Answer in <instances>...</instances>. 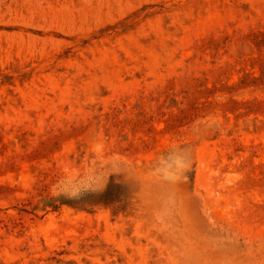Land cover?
Here are the masks:
<instances>
[{
	"label": "rangeland",
	"instance_id": "obj_1",
	"mask_svg": "<svg viewBox=\"0 0 264 264\" xmlns=\"http://www.w3.org/2000/svg\"><path fill=\"white\" fill-rule=\"evenodd\" d=\"M0 264H264V0H0Z\"/></svg>",
	"mask_w": 264,
	"mask_h": 264
},
{
	"label": "clouds",
	"instance_id": "obj_2",
	"mask_svg": "<svg viewBox=\"0 0 264 264\" xmlns=\"http://www.w3.org/2000/svg\"><path fill=\"white\" fill-rule=\"evenodd\" d=\"M99 191L100 187L95 185H76L71 188H58L56 195H62L68 199H79L86 191Z\"/></svg>",
	"mask_w": 264,
	"mask_h": 264
}]
</instances>
